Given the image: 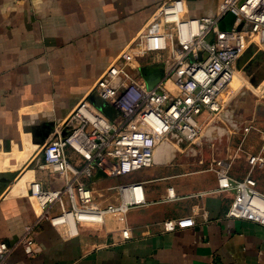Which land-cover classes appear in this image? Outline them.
<instances>
[{
	"label": "crops",
	"instance_id": "1",
	"mask_svg": "<svg viewBox=\"0 0 264 264\" xmlns=\"http://www.w3.org/2000/svg\"><path fill=\"white\" fill-rule=\"evenodd\" d=\"M170 1L196 19L216 15L224 0H0V240L13 247L7 264H264V225L228 217L236 192H219L212 169L222 158L197 154L205 147L215 151L223 132L227 143L240 141L237 152L244 144L260 148L263 87L244 129L241 114L226 104L223 120L212 121L208 113L199 118L204 132L196 144L174 135L159 146L151 168L94 180L97 173L87 185L99 207L122 205L123 184L140 183L144 201L104 215L102 223L79 224L76 236L41 220L31 195L33 181L46 190L64 186L60 174L39 170L44 145L81 100L104 107L97 81L138 35L164 29L156 17ZM259 51L254 45L250 58ZM250 125L259 131L247 132ZM69 155L79 164L72 150ZM224 159L232 161L233 179L248 175L237 172L238 153ZM61 212L60 204L53 206L52 214ZM27 226H34L33 255L21 244Z\"/></svg>",
	"mask_w": 264,
	"mask_h": 264
},
{
	"label": "built area",
	"instance_id": "2",
	"mask_svg": "<svg viewBox=\"0 0 264 264\" xmlns=\"http://www.w3.org/2000/svg\"><path fill=\"white\" fill-rule=\"evenodd\" d=\"M241 1L224 0L216 15L196 19L185 18L174 1L161 7L156 20L163 21L164 29L133 39L95 85L103 105L115 111L114 118L83 99L63 128L44 145L39 170L60 174L65 183L60 189L46 190L40 182H31V195L43 211L41 220L76 236L79 224H99L108 213L125 212L129 205L142 203V185L123 184L119 186L123 204L101 208L94 202L87 182L100 171L108 178H120L151 168L156 149L172 136L188 145L199 142L204 132L199 120L203 114L208 113L212 121L223 118L224 94L248 45L264 50V0ZM227 13L235 16V22L230 30L221 31L218 24ZM212 35L214 39L209 42ZM144 58L149 59L147 65H171L152 90L139 72ZM246 130L259 131L254 125ZM69 150L78 156L79 164L71 160ZM246 154L251 168L243 180L231 177V160L219 159L212 169L217 174L219 192H236L228 217L264 225V196L252 176L255 168H264V133L258 151ZM169 198H175L173 190ZM58 204L62 212L54 215L52 208ZM33 227H26L21 242L28 255L36 253L30 237ZM123 237L131 238L128 230ZM12 252L13 247L0 240V264H7Z\"/></svg>",
	"mask_w": 264,
	"mask_h": 264
},
{
	"label": "rangeland",
	"instance_id": "3",
	"mask_svg": "<svg viewBox=\"0 0 264 264\" xmlns=\"http://www.w3.org/2000/svg\"><path fill=\"white\" fill-rule=\"evenodd\" d=\"M243 1L244 0H242L241 2H243ZM181 18H184L183 14H182ZM213 39H214V35L210 36L208 38V41L211 42ZM259 52L262 54H259V56L256 57L255 59L250 58L249 61L246 62L247 67L244 70L238 69L235 77L241 76L243 79V83H242L241 87L236 92H234V94L231 96V98L226 99V104H228V105L230 104V106L232 105L231 106L232 109H234V111L241 114V117L238 120L239 125H241L239 127V129L241 128L240 130L244 129V127L242 126V125H244V123H243L244 120H249L252 117V109H253V106H254L255 100H256V97L254 95H257L259 97H261L263 95L258 88L259 87L264 88V86H262L264 84V56H263L264 53L262 51H259ZM143 60H144V62L149 61V59H146V58H144ZM258 62H259V64H258ZM261 65H262V67H261ZM224 120H225V118H224ZM210 129H211V127L206 129L207 132H205V134H207ZM215 131L211 130V134H213V132H215ZM262 131H264V130H262ZM221 134H222V132H221ZM223 134L226 135L225 132H223ZM225 135L222 137V140L220 142L218 141L215 151L208 148V147L207 148L205 147V148H203V150L198 149L197 154L201 157H205V156L210 157V155L213 154V152H214V153L218 154L219 157L224 159V158L228 157L229 155L232 156V154L236 155V153H238V158L240 161H239V163H237L238 165L236 166V169H237V172L239 173V175L241 177H244L246 175V173L250 171V168H251V162H250V159L246 153L257 151L259 146L255 148L256 150H252V148H250V147L246 146V144H244L242 146V151L237 152L236 149H238L237 147H238L240 141L239 140H236V141L233 140L232 143H230V142L227 143V136H225ZM261 136H262L261 133H257V137H260V140H261ZM202 147H203V145H202ZM252 176L254 177V179L257 182V190L264 193V168H262V167L255 168V170L252 172Z\"/></svg>",
	"mask_w": 264,
	"mask_h": 264
},
{
	"label": "water",
	"instance_id": "4",
	"mask_svg": "<svg viewBox=\"0 0 264 264\" xmlns=\"http://www.w3.org/2000/svg\"><path fill=\"white\" fill-rule=\"evenodd\" d=\"M234 22H235V16L232 13H227L225 17L219 22L218 28L221 31L230 30ZM253 48H254V44L248 45L246 53H244V55L242 56L241 60L238 63L239 70L245 69L243 68V64L249 61ZM170 68H171V65L166 66L164 63H157V64H150V65L142 66L140 67L139 72L141 74V77L145 81L148 90H152L159 82H161L165 78L166 71L169 70ZM169 84H170V81H169ZM261 88L262 87H259V89ZM175 93H177V90H175ZM227 94H228V90L224 94L223 102H226ZM101 111L106 116H108L110 119H113L114 116L116 115L113 108L108 107V106L102 107ZM160 147H158L155 151V158H156V154L158 153ZM106 178L107 176L102 171H100L93 179L101 180V179H106Z\"/></svg>",
	"mask_w": 264,
	"mask_h": 264
},
{
	"label": "flooded vegetation",
	"instance_id": "5",
	"mask_svg": "<svg viewBox=\"0 0 264 264\" xmlns=\"http://www.w3.org/2000/svg\"><path fill=\"white\" fill-rule=\"evenodd\" d=\"M258 64H259V62H258ZM246 67H247V64L244 63L243 68H246ZM261 67H262V65H261ZM242 83H243L242 77L236 76L229 86L226 99L231 98V96L234 94V92H236L241 87ZM262 86H264V84Z\"/></svg>",
	"mask_w": 264,
	"mask_h": 264
},
{
	"label": "bare ground",
	"instance_id": "6",
	"mask_svg": "<svg viewBox=\"0 0 264 264\" xmlns=\"http://www.w3.org/2000/svg\"><path fill=\"white\" fill-rule=\"evenodd\" d=\"M233 80H234V79H233ZM233 80H232V81H233ZM140 193H141V190L138 189V190H137V195H140Z\"/></svg>",
	"mask_w": 264,
	"mask_h": 264
}]
</instances>
